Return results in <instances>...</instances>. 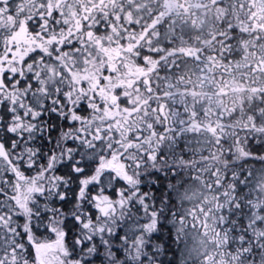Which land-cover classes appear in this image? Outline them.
I'll return each mask as SVG.
<instances>
[{
  "label": "snow or ice",
  "instance_id": "obj_1",
  "mask_svg": "<svg viewBox=\"0 0 264 264\" xmlns=\"http://www.w3.org/2000/svg\"><path fill=\"white\" fill-rule=\"evenodd\" d=\"M0 264H264V0H0Z\"/></svg>",
  "mask_w": 264,
  "mask_h": 264
}]
</instances>
